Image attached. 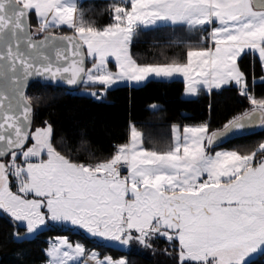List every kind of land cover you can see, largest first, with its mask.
I'll list each match as a JSON object with an SVG mask.
<instances>
[{"label": "snow or ice", "instance_id": "snow-or-ice-1", "mask_svg": "<svg viewBox=\"0 0 264 264\" xmlns=\"http://www.w3.org/2000/svg\"><path fill=\"white\" fill-rule=\"evenodd\" d=\"M102 14V23L86 19L81 0H0V216L12 239L49 233L44 264H132L88 243L156 253L161 240L170 264H255L264 256V140L224 144L264 131L255 91L264 0H111ZM164 27L197 39L179 59L138 60L136 44ZM150 77H182L190 97L233 91L250 107L217 128L172 124L163 148L130 122L122 142L96 154L84 128L39 120L40 97L27 92L39 81L104 102L113 86Z\"/></svg>", "mask_w": 264, "mask_h": 264}, {"label": "trees", "instance_id": "trees-1", "mask_svg": "<svg viewBox=\"0 0 264 264\" xmlns=\"http://www.w3.org/2000/svg\"><path fill=\"white\" fill-rule=\"evenodd\" d=\"M111 0H81L85 18L102 23L106 17L102 9ZM197 37L179 29L173 31L164 27L143 36L133 48L141 62L165 63L179 59L186 51L187 43H194ZM259 73H257V78ZM184 82L182 79H150L140 87L118 86L112 88L104 102L85 97L77 91L64 87L33 83L28 94L40 97L34 101V110L39 120H49L60 132H67L74 126L88 132L90 148L96 154H106L110 145L122 142L129 132L130 122L145 134L149 147L165 146L170 138V125H194L203 121L211 123L213 128L221 126L227 119L250 107L247 101L233 91H213L201 93L194 98L183 97ZM255 91L258 96L264 95V84L257 83ZM158 104L159 110L153 111L151 105ZM264 140V131L256 130L253 134H244L229 139L224 147L251 146ZM71 143V141H70ZM78 145H73V147ZM13 226L8 218L0 216V264H43L49 233L34 235L24 240L12 239ZM58 233H51L56 235ZM89 247L102 254L119 258L125 254L132 259V264H170L169 259L160 254L167 247L165 241L157 244L158 251L141 249L133 246L130 251L118 248L110 243ZM255 264H264V256L258 257Z\"/></svg>", "mask_w": 264, "mask_h": 264}, {"label": "rangeland", "instance_id": "rangeland-1", "mask_svg": "<svg viewBox=\"0 0 264 264\" xmlns=\"http://www.w3.org/2000/svg\"><path fill=\"white\" fill-rule=\"evenodd\" d=\"M180 78H182V77H175V78H172L171 80H173V79H180ZM150 79H157V80H163V79H160V78H152V77H150L148 80H150ZM147 80V81H148ZM146 81V82H147ZM146 82H144L143 84H141L140 86H142V85H144ZM125 85H129V84H126V83H121V84H119L118 86H125ZM118 86H113V88H115V87H118ZM129 86H132V85H129ZM140 86H138V87H140ZM134 87H136V86H134ZM77 93H80L78 90H77ZM184 96V95H183ZM186 98V97H185ZM189 98H193V97H189ZM155 105H158V104H155ZM31 237H33V236H31ZM31 237H29V238H31ZM102 243V242H101ZM105 243V242H104ZM108 243H110V244H112V245H114V246H116V247H118V248H120V246L118 245V244H115V243H112V242H108ZM97 251V250H96ZM44 264V263H43Z\"/></svg>", "mask_w": 264, "mask_h": 264}, {"label": "water", "instance_id": "water-1", "mask_svg": "<svg viewBox=\"0 0 264 264\" xmlns=\"http://www.w3.org/2000/svg\"><path fill=\"white\" fill-rule=\"evenodd\" d=\"M36 82H38V83H41V82H39V81H35V82H30V84H29V87L33 84V83H36ZM43 84V83H42ZM3 85H2V82H0V87H2ZM54 86H56V85H54ZM29 87H28V89H29ZM57 87H64V88H66V89H68V90H70V91H77V90H75V89H71V88H69V86H64V85H60V86H57ZM28 89H27V91H28ZM242 135H244V134H242ZM237 136H240V135H235V136H231L229 139H231V138H233V137H237ZM228 139V140H229Z\"/></svg>", "mask_w": 264, "mask_h": 264}, {"label": "crops", "instance_id": "crops-1", "mask_svg": "<svg viewBox=\"0 0 264 264\" xmlns=\"http://www.w3.org/2000/svg\"><path fill=\"white\" fill-rule=\"evenodd\" d=\"M180 79H182L183 80V78H180ZM183 97H186V98H189L190 96H187L186 94H185V88H184V93H183ZM195 97H197V96H195ZM194 98V97H193ZM225 148H228V147H225ZM228 149H230V148H228ZM104 243V242H103ZM105 243H108V242H105Z\"/></svg>", "mask_w": 264, "mask_h": 264}]
</instances>
